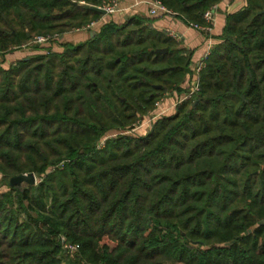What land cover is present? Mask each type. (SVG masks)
Here are the masks:
<instances>
[{"label": "trees", "instance_id": "trees-1", "mask_svg": "<svg viewBox=\"0 0 264 264\" xmlns=\"http://www.w3.org/2000/svg\"><path fill=\"white\" fill-rule=\"evenodd\" d=\"M101 1L0 0V264H264V0L226 13L198 91L138 135L191 76L192 51L146 20L4 63ZM159 1L202 24L221 0Z\"/></svg>", "mask_w": 264, "mask_h": 264}, {"label": "crops", "instance_id": "crops-1", "mask_svg": "<svg viewBox=\"0 0 264 264\" xmlns=\"http://www.w3.org/2000/svg\"><path fill=\"white\" fill-rule=\"evenodd\" d=\"M139 1V2H138ZM149 0H123L121 2V10L113 14H102L95 20L96 26L92 29H81L75 28L72 29L63 35H59L55 41H51L49 44L52 49L60 51L62 49V43L70 42L73 44H78L85 42L93 35H95L99 28L108 21H113L116 24H122L131 17H138L143 20H146L149 27L157 30L164 31L167 33H173L174 35L168 36L172 37L179 47L185 48L192 51L191 56V77L193 75V67L197 66L199 62L202 61L205 53L209 48H212L216 43V36H218L223 28L224 19L226 13L237 11L242 8L244 5V0H221L220 2L214 4L215 11L213 16V29L211 39L207 37L204 33L199 30L194 29L188 24L180 21L179 19L173 17L170 14H161L151 15L149 13ZM138 2L136 5L134 3ZM211 45V46H210ZM46 46V45H45ZM42 52L39 49H23V51H11L5 56V64H9L12 61L17 59L25 58L26 56ZM174 97L175 94H167L164 98V102L168 101L171 97ZM165 104V109L172 108L173 104ZM162 106V104H161ZM164 109V108H163Z\"/></svg>", "mask_w": 264, "mask_h": 264}, {"label": "built area", "instance_id": "built-area-1", "mask_svg": "<svg viewBox=\"0 0 264 264\" xmlns=\"http://www.w3.org/2000/svg\"><path fill=\"white\" fill-rule=\"evenodd\" d=\"M123 0H107L106 2H102L100 5H96L106 11L107 14H113L117 11L121 10V2ZM139 2V1H138ZM134 3L135 5L138 3ZM149 4V13L151 15H156L158 13L161 14H171V12L159 1V0H149L147 1ZM215 5L211 6L210 8L206 9L203 13V20L204 22L202 24H197V23H189L188 25L193 27L196 30L201 31L204 33L207 37L211 39V34H212V29H213V16H214V11H215ZM96 26V21H90L88 24L84 25L81 27V29H92L93 27ZM171 36H173V33H167ZM49 41L48 37L46 36H41L37 35L31 39V41L28 43V45L35 46V45H44ZM211 46V45H210ZM211 48L208 49V51L205 53L203 59L201 62L198 63L197 66L193 67V78L190 83V89L188 90L187 93H185L181 97V101L187 98H190L195 92L198 91L199 86H198V73L200 69L203 66L204 59L210 52ZM162 100V99H161ZM155 108L157 109L156 113L153 114L150 118L155 119L157 116L162 114L164 112L163 109H161L160 106V101L155 102ZM150 119V120H151ZM109 137L106 135L102 140L101 143H104V140ZM67 248L69 249H76L77 246H72V245H66Z\"/></svg>", "mask_w": 264, "mask_h": 264}, {"label": "rangeland", "instance_id": "rangeland-1", "mask_svg": "<svg viewBox=\"0 0 264 264\" xmlns=\"http://www.w3.org/2000/svg\"><path fill=\"white\" fill-rule=\"evenodd\" d=\"M107 0H102L101 2H100V4L102 3V2H106ZM100 4H98V5H100ZM38 35H41V36H46V37H48V39H49V41L46 43V44H48V43H50L51 41H55L56 40V38H58V34H38ZM35 36H37V34H34L33 36H31L26 42H24L23 44H21L20 46H10L9 48H11L10 50H12V51H14V50H18V51H23V49H34V48H38V47H41L42 45H35V46H31V45H28V43L31 41V39L33 38V37H35ZM46 44H44V45H46ZM42 51H44L43 49H42ZM11 52V51H10ZM192 78H193V75H192V77H191V80H192ZM167 96V94H165L164 96H161L160 98H158V99H156L155 100V102L156 101H160V106H161V104H162V106H161V109H163L164 110V112L163 113H166V112H170L171 110H173L172 108H173V106L176 104V103H178V102H180L181 100V97L179 98V97H177V96H174V97H171L168 101H166V103L164 102L165 100H164V98ZM162 99V100H161ZM170 101L172 102L171 104H173L171 107L172 108H168V109H165V107H163V106H165V104H168V103H170ZM155 102H154V104H153V110H150L151 112H148L146 115H143L142 116V118H139V119H137V120H135L133 123H132V126H131V128L130 129H132V128H134V130L132 131V133L133 134H136V135H138V134H144L149 128H150V125H151V123H150V117L153 115V113L155 114L156 113V111H157V109L155 108ZM115 134L116 133H114L113 134V131H110L109 133H108V136H115ZM106 135V134H105ZM105 136H102L101 137V139L99 140V143H98V146H102L103 145V143H101V140L104 138ZM1 178V177H0ZM39 179V178H38ZM37 180V179H36ZM71 251L72 250H75V249H70Z\"/></svg>", "mask_w": 264, "mask_h": 264}, {"label": "water", "instance_id": "water-1", "mask_svg": "<svg viewBox=\"0 0 264 264\" xmlns=\"http://www.w3.org/2000/svg\"><path fill=\"white\" fill-rule=\"evenodd\" d=\"M73 4H76L75 1H72ZM90 9L97 11L102 14H106V11L96 5H88ZM157 52L164 53L166 51L165 48L163 49H156ZM159 86V85H158ZM35 184L36 183V176L33 172L28 173H21L15 176L10 177L9 185H17V184Z\"/></svg>", "mask_w": 264, "mask_h": 264}]
</instances>
